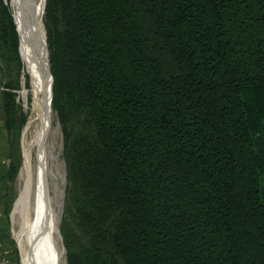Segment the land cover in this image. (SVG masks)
Returning a JSON list of instances; mask_svg holds the SVG:
<instances>
[{
  "label": "trees",
  "instance_id": "obj_1",
  "mask_svg": "<svg viewBox=\"0 0 264 264\" xmlns=\"http://www.w3.org/2000/svg\"><path fill=\"white\" fill-rule=\"evenodd\" d=\"M56 1L120 256L264 264V0Z\"/></svg>",
  "mask_w": 264,
  "mask_h": 264
},
{
  "label": "rangeland",
  "instance_id": "obj_2",
  "mask_svg": "<svg viewBox=\"0 0 264 264\" xmlns=\"http://www.w3.org/2000/svg\"><path fill=\"white\" fill-rule=\"evenodd\" d=\"M6 1L0 0V70L3 84L13 90L17 107L15 118L21 128L15 136L18 157L8 185L5 220L8 234L16 244L20 264L23 254L14 231L22 235L27 253L34 258L40 256L37 243L43 248L46 246L49 259L40 264H129L118 253L114 238L120 212L113 201L100 197L94 184L93 164L101 153V142L99 126L89 102L79 92L64 90L56 94L66 31L56 0H41L40 4L51 88L48 125L36 137L35 150L31 154L40 184L34 185L32 179L26 201L18 211L15 210L17 201L26 193L25 181L19 179L26 155L24 130L42 106L45 82L38 67H31L29 60L33 49L31 43H34L31 42L33 23L30 19L26 22L23 16L25 22L16 25L11 1ZM15 1L18 10L23 12L26 1ZM34 125L42 127V118ZM33 190L43 196L41 206L48 207V237L37 224Z\"/></svg>",
  "mask_w": 264,
  "mask_h": 264
},
{
  "label": "bare ground",
  "instance_id": "obj_3",
  "mask_svg": "<svg viewBox=\"0 0 264 264\" xmlns=\"http://www.w3.org/2000/svg\"><path fill=\"white\" fill-rule=\"evenodd\" d=\"M10 1H11L10 3L12 4L11 7H13V10H14V13L12 16L14 18L16 25L21 26V24L25 22L23 20L24 17L26 19V22L28 19H30V21L33 23V33L31 36L32 37L31 42H34V43L33 44L31 43L33 49H32L31 54L29 55V60L31 63V67H32V65L35 66V68H36V66L38 67L39 73L41 76H43L44 82H45V84H44L45 96H44V99L42 102V106L38 110V112H37L38 114L36 116L34 115L33 117H31L29 123L27 124V126L25 127V130H24L23 140H24L26 155H25L24 164H23V168L21 170L19 179H20V181H25L24 186H25L26 193H25V195L20 197L21 199L19 201H17L18 203L16 204L15 210L18 211L20 206L22 204H24V202L26 201V198H27L26 195L28 193V187L30 186L32 188V186H31L32 179H34V181H33L34 185L36 184V182L38 185L40 184V181L39 180L37 181V178H36L35 169H34V165L32 163L31 154L33 153L32 152L33 149L35 150L34 142H35L36 137L39 135L40 131L42 132L45 128H47L46 125H48V119H49V113H50V110L48 107V100L50 97L51 88H50V83H49V78H48L49 72H48L47 48H46V40H45L46 37H45L44 28H43V22H42V19L40 16L41 0H23L24 2L26 1L25 4L27 6L25 9H23V12L21 9L18 10V6H17V3L15 0H10ZM6 3H7V1H6ZM25 4H23V5H25ZM24 11H26V13ZM23 33H25V32H23ZM28 33H30V32H28ZM39 118H42L43 125H42V127L38 126L39 127L38 128L34 124ZM29 136H31L33 138L30 137V140L28 141ZM47 140H48V137L45 138L42 146H44V144L47 142ZM33 191H34V194L36 195V207H35L36 211L35 212H36V217H37V224H38V227L48 237V221H49V219H48V207L47 206L42 207L43 202H44L43 196H40V193H35V190H33ZM31 236H33V235H31ZM14 237H15V239L17 238V240H19V242L21 243L20 247H21L22 254H23L22 264H40V262H43V261H46L49 259L47 254H46V246L43 248L40 246L39 243H37L38 244L37 250H39L40 256L38 258H34L27 253V251H26L27 246L23 240L22 235H18L14 231Z\"/></svg>",
  "mask_w": 264,
  "mask_h": 264
},
{
  "label": "crops",
  "instance_id": "obj_4",
  "mask_svg": "<svg viewBox=\"0 0 264 264\" xmlns=\"http://www.w3.org/2000/svg\"><path fill=\"white\" fill-rule=\"evenodd\" d=\"M2 83L0 75V86ZM12 94L13 90L0 89V249L11 264H20L16 244L8 234L5 220L8 185L18 157L15 136L19 135L21 128L15 118L17 107Z\"/></svg>",
  "mask_w": 264,
  "mask_h": 264
},
{
  "label": "built area",
  "instance_id": "obj_5",
  "mask_svg": "<svg viewBox=\"0 0 264 264\" xmlns=\"http://www.w3.org/2000/svg\"><path fill=\"white\" fill-rule=\"evenodd\" d=\"M0 75H1V70H0ZM0 89L2 91L8 90L5 87V84H3V83L1 84ZM0 264H11L8 256L3 251H1V249H0Z\"/></svg>",
  "mask_w": 264,
  "mask_h": 264
},
{
  "label": "water",
  "instance_id": "obj_6",
  "mask_svg": "<svg viewBox=\"0 0 264 264\" xmlns=\"http://www.w3.org/2000/svg\"><path fill=\"white\" fill-rule=\"evenodd\" d=\"M52 89H53V79H52ZM52 100V99H51Z\"/></svg>",
  "mask_w": 264,
  "mask_h": 264
}]
</instances>
